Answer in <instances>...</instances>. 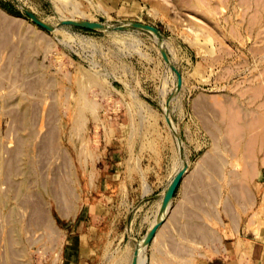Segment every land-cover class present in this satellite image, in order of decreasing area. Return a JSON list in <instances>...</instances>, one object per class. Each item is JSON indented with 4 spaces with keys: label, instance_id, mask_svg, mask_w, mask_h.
<instances>
[{
    "label": "rangeland",
    "instance_id": "rangeland-1",
    "mask_svg": "<svg viewBox=\"0 0 264 264\" xmlns=\"http://www.w3.org/2000/svg\"><path fill=\"white\" fill-rule=\"evenodd\" d=\"M196 97L244 103L264 184V0H0V264H66L81 227L90 264H162L158 177L199 154L165 112Z\"/></svg>",
    "mask_w": 264,
    "mask_h": 264
},
{
    "label": "crops",
    "instance_id": "crops-1",
    "mask_svg": "<svg viewBox=\"0 0 264 264\" xmlns=\"http://www.w3.org/2000/svg\"><path fill=\"white\" fill-rule=\"evenodd\" d=\"M236 103L215 97L190 99L184 104L190 120L183 124L178 118L182 110H170L175 129L194 143L189 151L185 149L186 157L199 154L189 162L162 215L164 195L182 168L175 148L170 170L164 168L165 174L158 177V201L147 231L160 215L164 223L156 230L151 249L159 251L162 264H171V259H176L175 264H264V184L256 182L262 172L252 176L249 114L245 118L244 103ZM235 112L240 115L236 119ZM120 118H115L116 123ZM205 134L206 144L202 143ZM109 176L103 180L117 183L114 173ZM88 231L89 227L76 231L77 247L66 264H90L85 259ZM131 249L123 246L117 262L131 264ZM140 261L144 263L143 253Z\"/></svg>",
    "mask_w": 264,
    "mask_h": 264
},
{
    "label": "water",
    "instance_id": "water-1",
    "mask_svg": "<svg viewBox=\"0 0 264 264\" xmlns=\"http://www.w3.org/2000/svg\"><path fill=\"white\" fill-rule=\"evenodd\" d=\"M27 16L30 18V20L33 24H35V25H37V26H39L45 30L52 31V29H53L52 27H50L47 24L43 23L42 21L36 19L35 17H33L30 14H27ZM62 23H67V24L72 25V26H76V27H80V28H84V29H90V30H98V29L102 28V26L100 24H93V23H87V22H76V21L65 20ZM165 118H166L170 128L173 129L174 127L172 125V121L169 119L167 112H165ZM177 144H178V148H179V153L181 154L182 150L180 148V142L177 141ZM185 172H186V164H184L183 167L181 168V170H179V172H177L176 176L174 177L170 186L168 187V189L164 195V199H163L162 206L160 209V215H162L165 212L166 207L169 205L171 199L173 198L175 190L179 186ZM160 226H161V222L158 221V223H156L151 228V230L148 232V234L144 238V240L141 244V248L143 246H145L154 237L156 230ZM139 251H140L139 247H137L136 251L134 252L131 264H138Z\"/></svg>",
    "mask_w": 264,
    "mask_h": 264
},
{
    "label": "bare ground",
    "instance_id": "bare-ground-1",
    "mask_svg": "<svg viewBox=\"0 0 264 264\" xmlns=\"http://www.w3.org/2000/svg\"><path fill=\"white\" fill-rule=\"evenodd\" d=\"M138 261H139V259H138Z\"/></svg>",
    "mask_w": 264,
    "mask_h": 264
}]
</instances>
